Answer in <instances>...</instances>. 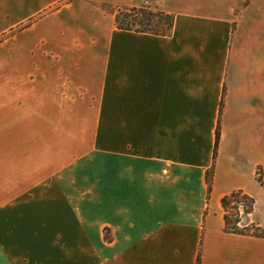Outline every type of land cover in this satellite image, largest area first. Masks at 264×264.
Masks as SVG:
<instances>
[{
    "label": "crops",
    "instance_id": "0c3cea01",
    "mask_svg": "<svg viewBox=\"0 0 264 264\" xmlns=\"http://www.w3.org/2000/svg\"><path fill=\"white\" fill-rule=\"evenodd\" d=\"M240 3L0 0V264H264L222 207L243 191L264 232V33ZM130 8L173 28L119 30Z\"/></svg>",
    "mask_w": 264,
    "mask_h": 264
},
{
    "label": "trees",
    "instance_id": "16d2710c",
    "mask_svg": "<svg viewBox=\"0 0 264 264\" xmlns=\"http://www.w3.org/2000/svg\"><path fill=\"white\" fill-rule=\"evenodd\" d=\"M116 25L119 30L147 33L156 36H166L170 33L174 25L173 15L161 11H153L149 8H130L119 11L116 16ZM222 110V108H221ZM220 110V113H221ZM220 141L219 125L215 134V145L213 152V163L206 172L207 194L210 197L214 180V162L217 158ZM262 183L261 179H258ZM243 202V204L241 203ZM255 201L252 197L244 194L243 191H234L222 199V207L225 211V230L229 233L239 235H249L264 237V232L259 227L252 224L240 227L242 216H248L254 210ZM242 211V214L240 213ZM105 239L108 240L105 234ZM200 257L196 264H200Z\"/></svg>",
    "mask_w": 264,
    "mask_h": 264
},
{
    "label": "rangeland",
    "instance_id": "374dc122",
    "mask_svg": "<svg viewBox=\"0 0 264 264\" xmlns=\"http://www.w3.org/2000/svg\"><path fill=\"white\" fill-rule=\"evenodd\" d=\"M241 1L242 3H240V5L238 4V7L235 8V14L232 15L233 22L238 23L239 21L240 22L246 21V23L248 24L247 26L248 28L253 30L257 27H260V30L264 33V0H241ZM241 203L243 204L242 201ZM242 217H243L242 225L247 224L246 217L245 216Z\"/></svg>",
    "mask_w": 264,
    "mask_h": 264
}]
</instances>
